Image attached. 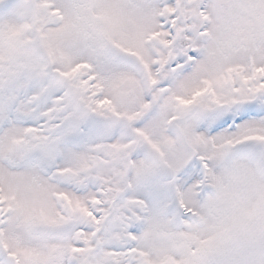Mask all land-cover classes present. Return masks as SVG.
Returning a JSON list of instances; mask_svg holds the SVG:
<instances>
[{
	"label": "snow or ice",
	"instance_id": "obj_1",
	"mask_svg": "<svg viewBox=\"0 0 264 264\" xmlns=\"http://www.w3.org/2000/svg\"><path fill=\"white\" fill-rule=\"evenodd\" d=\"M0 264H264V0H0Z\"/></svg>",
	"mask_w": 264,
	"mask_h": 264
}]
</instances>
